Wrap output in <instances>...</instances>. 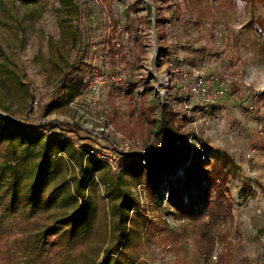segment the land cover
Here are the masks:
<instances>
[{
	"label": "rangeland",
	"instance_id": "374dc122",
	"mask_svg": "<svg viewBox=\"0 0 264 264\" xmlns=\"http://www.w3.org/2000/svg\"><path fill=\"white\" fill-rule=\"evenodd\" d=\"M110 1L0 0V112L41 134L34 145L18 143L11 161L22 166V203L4 211L9 197L0 187V264H114V257L103 258L114 243L121 191L139 202L138 214L150 221L145 230L136 218L141 230L130 234L124 247L128 264H220V259L224 264H264V37L251 25L252 18L264 14V0H142L131 16L127 8L140 0H112L109 8ZM164 16L167 24H161ZM145 17L150 23L140 25L138 19ZM87 26L91 40L98 38L92 45L96 65L108 76L119 74V85L126 79L123 85L135 86L131 95L108 83L93 96L80 85L78 74L84 81L90 78L91 61L83 58L80 46ZM114 26L119 35L113 42L122 50L112 66L103 49ZM128 50L138 57L135 66L121 60ZM197 74L207 86L190 78ZM179 89L185 95L182 106L176 100ZM206 101L207 108H198ZM165 104L176 153L186 159V148H199V138L210 146L207 157L213 163L216 154L225 153L237 166L229 184L234 217L221 219L223 242H217L207 261L192 224L176 220L164 206L171 182L183 178L184 171L170 170L165 153L167 170L154 196L144 180L132 175L133 162L145 165L150 149L163 143L157 132ZM51 124L82 132L41 127ZM47 143L42 197L34 202L26 190L40 171ZM3 150L0 145V156ZM84 177L89 178L85 193L94 208V230L54 246L60 253L42 250V230L83 204L76 190ZM128 211L135 215L134 207Z\"/></svg>",
	"mask_w": 264,
	"mask_h": 264
},
{
	"label": "trees",
	"instance_id": "16d2710c",
	"mask_svg": "<svg viewBox=\"0 0 264 264\" xmlns=\"http://www.w3.org/2000/svg\"><path fill=\"white\" fill-rule=\"evenodd\" d=\"M152 1L155 3L158 0ZM259 1L263 2V0ZM141 3L142 0L129 6L126 11L127 15L131 16L138 9L137 5ZM107 4V6L110 8L112 5V0ZM162 9L164 8L161 7L159 10L162 11ZM110 12L111 11H109V16ZM86 14L92 15L94 12L92 10L90 12L87 10ZM179 14H181L180 17L184 16V13ZM145 20H147V22H145ZM138 21L141 22L140 25H143V23H150L147 17L142 19L139 18ZM162 22L163 23L161 24H167V19L165 16L163 17ZM251 25L259 36L264 37V14L252 18ZM110 33L112 34L107 40V48L105 47L103 51H105L106 56L108 55L107 57L111 59L113 66L115 59L118 57V53L120 50H122V48H119L113 42L114 38L119 35L115 26ZM83 34L84 38L82 39V42L84 44L80 45L82 47L81 53H84L83 55L85 57L83 58L85 60L89 62L91 61V64L88 65V68L91 70L93 65L92 59L94 56V52H92V45L94 42L98 41V38L91 40L92 35L91 31L88 29V26L85 27ZM136 43L137 41H135V50L137 49ZM167 50L165 51L166 55L173 57L174 55L172 53H167ZM121 60L123 63H128L130 66H135L139 63L138 57L134 50H128L127 53L122 55ZM172 60H174L175 65L180 64L177 55H175ZM213 73V71H210L208 76H212ZM78 77H80L78 78L80 85L83 88L87 87L88 81H84L79 74ZM217 80L219 79L217 78ZM125 81L126 79L123 81V83L120 85L117 84L116 86L111 84L112 88L114 86L118 90H122L123 88L124 91L126 90L127 94L131 95L135 90V86L129 87L123 85ZM228 86V90L230 91L232 84H229ZM184 96L185 95L181 89L177 90L176 100L180 102V106H182ZM209 105L210 104L207 101L202 102L198 108H207ZM162 108V113L164 115L161 119L160 128L157 134L163 137V143L161 146L150 149V156L146 159L145 165H141V163L137 160L133 162L134 170L132 175L133 178L138 181L144 180L148 193L151 196H154L158 187L162 185V180L165 175L164 171L167 170V163L164 161L165 153L169 154L171 160V164L169 166L170 170L177 171L182 169L184 171L183 178H177L171 182L168 200L164 206L169 210L170 214L172 213L171 216H173L176 220L188 221L192 224L194 235H197L196 241L198 245L201 246L200 253L202 252L207 261L208 259L212 258L213 253L217 248V242L222 241L221 237L219 236L220 231H222L220 223H224L225 221H221V219L224 218L223 216H227L229 219L234 217V200L232 198L229 184L232 177L236 175L234 168L237 166L234 159L225 153H223L221 156L216 154L218 159L213 163L210 158L207 157L211 151L210 146L199 138L196 139L199 148H194L192 152L186 148V159H184L181 154L176 153L172 148L176 142H173V136L170 135L173 131L172 125L168 122L167 116L165 114V109H167L166 104L163 105ZM176 115L178 116L179 113L176 112ZM41 127H48L52 129L61 128V126L56 124ZM62 128L64 131H72L76 134H80L82 132L81 129L71 127L69 125L63 126ZM36 129L39 128L30 130V126L28 124H25L24 122H17L6 116L4 113L0 112V145H4L3 153L0 156V187L5 189V194H7L9 197V203H7L4 211L9 212L17 208L22 203V200L20 199L22 197L20 191L21 179L19 176L22 166L18 161L17 165L11 163V161L16 160V146L18 143H25L29 141L30 144L34 145L38 142V140L41 138V134L34 135L32 133L33 131H36ZM90 137L93 138L92 135H90L89 138ZM182 138L184 140L183 142L185 143V146L188 147L189 135H185ZM49 152L50 146L47 143L44 146V159L40 165V171L37 177L34 179L30 189L26 190V193H29L30 196H32L31 199H33L34 202H37L38 198L42 197V188L45 180L44 175L46 176V167L49 162ZM146 157L147 156H145V158ZM79 158L82 162L83 155L80 154ZM188 160L189 163H187ZM88 182L89 178L84 177L83 180H81L80 186L77 187L76 193L83 201V204L78 208V210H76L73 214L65 215L63 218H56L55 221L42 230L39 237L42 250H55L54 246L59 245L66 240L69 243L74 242V240L78 237L79 232L82 231L84 232V235L88 236L90 231L94 230V208H92V202L85 193L87 185H89ZM63 186L64 184L56 186L54 189H52L48 194L49 197L44 202V205L52 201L57 193H59V191L63 188ZM248 186V191H250L249 194L253 195L251 186ZM121 192L123 197L119 204L115 206L118 220L114 225V243L111 245V247L106 249L103 258L105 261H109L110 257H114V264H128L127 260L130 257L124 251V247L126 243L130 241L129 235L137 233L141 230L140 226H136L139 225V222H135L137 221L136 218L140 217L139 219L143 220L144 226L142 227L144 228L142 229L146 230V226L150 224V221L145 219L144 214H138L140 213L139 202L136 201L131 194H127V192L124 191ZM129 207H134L135 215H132V213L128 211ZM33 211L34 207L32 213ZM171 233L172 232H170V234ZM17 243L23 246L24 239H19V242ZM55 253H60V251L55 250ZM219 263L224 264L222 259L219 260Z\"/></svg>",
	"mask_w": 264,
	"mask_h": 264
},
{
	"label": "built area",
	"instance_id": "2783aa9c",
	"mask_svg": "<svg viewBox=\"0 0 264 264\" xmlns=\"http://www.w3.org/2000/svg\"><path fill=\"white\" fill-rule=\"evenodd\" d=\"M93 65L90 70V78L88 80L87 88L88 90L93 94V96H96L100 93V90L103 86L107 85L108 83L117 85L120 81V75L116 74L115 76H108L104 72L101 71V69L96 65L98 62L97 58L94 57L93 59ZM203 75V74H202ZM203 77V76H202ZM199 74L195 76H190V78L197 80V86H200L202 84L203 87L207 86V82H204V78L202 79ZM193 93H198V87H194L192 89Z\"/></svg>",
	"mask_w": 264,
	"mask_h": 264
}]
</instances>
